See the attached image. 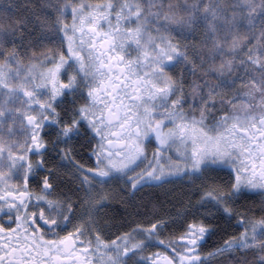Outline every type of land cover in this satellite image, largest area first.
<instances>
[{"label":"snow or ice","instance_id":"1","mask_svg":"<svg viewBox=\"0 0 264 264\" xmlns=\"http://www.w3.org/2000/svg\"><path fill=\"white\" fill-rule=\"evenodd\" d=\"M0 264H264V0H0Z\"/></svg>","mask_w":264,"mask_h":264},{"label":"trees","instance_id":"2","mask_svg":"<svg viewBox=\"0 0 264 264\" xmlns=\"http://www.w3.org/2000/svg\"><path fill=\"white\" fill-rule=\"evenodd\" d=\"M217 239L216 237L213 238V240ZM212 241H209V246L205 248V252L211 251L213 247Z\"/></svg>","mask_w":264,"mask_h":264}]
</instances>
